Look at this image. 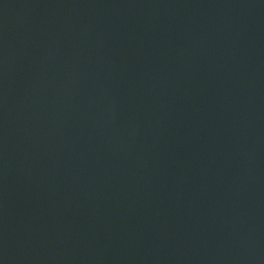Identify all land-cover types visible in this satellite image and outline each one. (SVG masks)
I'll return each instance as SVG.
<instances>
[{"label":"water","instance_id":"water-1","mask_svg":"<svg viewBox=\"0 0 264 264\" xmlns=\"http://www.w3.org/2000/svg\"><path fill=\"white\" fill-rule=\"evenodd\" d=\"M0 264H264V0H0Z\"/></svg>","mask_w":264,"mask_h":264}]
</instances>
